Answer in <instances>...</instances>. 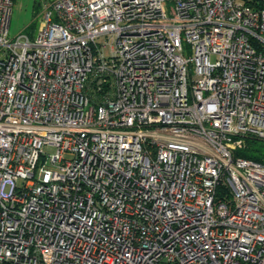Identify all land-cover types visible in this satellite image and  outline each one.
<instances>
[{"label": "built area", "instance_id": "1", "mask_svg": "<svg viewBox=\"0 0 264 264\" xmlns=\"http://www.w3.org/2000/svg\"><path fill=\"white\" fill-rule=\"evenodd\" d=\"M43 5L0 0V264H264V0Z\"/></svg>", "mask_w": 264, "mask_h": 264}, {"label": "rangeland", "instance_id": "2", "mask_svg": "<svg viewBox=\"0 0 264 264\" xmlns=\"http://www.w3.org/2000/svg\"><path fill=\"white\" fill-rule=\"evenodd\" d=\"M44 0H13V13L9 36L15 38L20 33H28L30 36L38 27ZM52 152L53 148L48 149Z\"/></svg>", "mask_w": 264, "mask_h": 264}, {"label": "trees", "instance_id": "3", "mask_svg": "<svg viewBox=\"0 0 264 264\" xmlns=\"http://www.w3.org/2000/svg\"><path fill=\"white\" fill-rule=\"evenodd\" d=\"M237 155L264 162V140L254 136L247 137L245 146L237 150Z\"/></svg>", "mask_w": 264, "mask_h": 264}]
</instances>
